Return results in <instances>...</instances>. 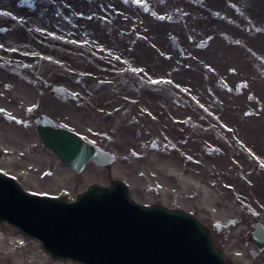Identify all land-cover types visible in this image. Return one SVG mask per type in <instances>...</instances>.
Wrapping results in <instances>:
<instances>
[{
	"label": "rangeland",
	"instance_id": "1",
	"mask_svg": "<svg viewBox=\"0 0 264 264\" xmlns=\"http://www.w3.org/2000/svg\"><path fill=\"white\" fill-rule=\"evenodd\" d=\"M11 39L29 50L0 47V85L20 94L30 80L23 112L35 179L5 167L9 156L0 157V172L29 192L69 200L92 184H112L110 165L92 161L78 172L43 143L36 118L46 114L115 155L134 200L190 212L226 259L264 264L251 239L254 223L264 224V0H0V41ZM8 117L0 115L5 126ZM155 157L192 173L215 209H202L193 187L184 208L179 183L168 179L165 204L150 174ZM92 166L104 179L87 180ZM149 178L152 195L139 188ZM224 209L228 216L215 215ZM0 226L24 238L14 249L25 256L84 264L53 258L38 239Z\"/></svg>",
	"mask_w": 264,
	"mask_h": 264
},
{
	"label": "water",
	"instance_id": "2",
	"mask_svg": "<svg viewBox=\"0 0 264 264\" xmlns=\"http://www.w3.org/2000/svg\"><path fill=\"white\" fill-rule=\"evenodd\" d=\"M36 125L44 144L75 171H82L91 160L101 165L114 160L78 132L54 126L46 114L36 118ZM3 221L39 239L54 258L85 264H236L224 258L195 215L139 203L118 179L110 186L93 184L70 201L30 193L0 172ZM251 239L264 250L262 222L254 224ZM166 248L169 252H164Z\"/></svg>",
	"mask_w": 264,
	"mask_h": 264
},
{
	"label": "bare ground",
	"instance_id": "3",
	"mask_svg": "<svg viewBox=\"0 0 264 264\" xmlns=\"http://www.w3.org/2000/svg\"><path fill=\"white\" fill-rule=\"evenodd\" d=\"M0 46L2 47L6 46L8 49L12 48L16 50H17V47H21V49L24 50L23 51L24 53L29 50L28 47L25 48L24 46L20 45L15 39H11L9 42L0 41ZM10 78L12 79V77ZM29 81L30 80L26 78L25 82L20 86L21 87L19 91L20 94H17L13 91H9L7 88H3L0 85V109H2V111H0V115L6 116V117L9 116L8 118H10L11 120L7 124L8 126H5V124H2L0 120V157L9 156V159L7 160L8 162L5 163V167L8 165L12 166L11 168L14 174L20 172L21 169H24L25 172L23 171V173H26L28 177H30V179H35L33 177V174H31L30 171H28L26 167V162H27L26 159H27L29 152L31 151V141H32L30 138V131L27 130L24 126V125H27L26 122L28 121V119L26 118L27 116L26 113L23 112L24 109L26 110L29 109V104H30V99H31ZM114 158H115V155H114ZM92 161L95 162L94 160ZM92 161H89L86 164L85 169L87 165ZM116 161L117 159L116 160L114 159L113 163L110 164L112 168H110V170L108 169L107 173L109 174V176L112 177V179L117 180L115 178H118V180H122L127 183L128 181L126 180L127 174L126 173L123 174L121 172L119 165L116 164ZM150 162L152 163V166H153V169L150 172V174L153 173V175L156 178L159 177V180L161 181L160 192L163 193V202L165 204L168 203V199L164 196L167 191L166 187L168 185L166 181L168 179L169 181H177L179 183L180 190L177 193V196L179 199H181L180 202L182 203L184 208L187 209L190 204L188 203V201L190 200L187 198V196L191 193L189 188L193 187L194 188V192L192 194L193 196H196L195 191H198V193H201L202 195V196H199L200 199H198V201L200 202V207H202V209L204 210L208 208L209 211H212L215 209L213 207L214 201H212L213 197H212L211 192L207 190L206 188L202 187L200 185V181L196 180L195 177L192 176V173L186 170L185 167H182L181 164L178 163L179 166L177 167L175 166L172 168L167 162H159V160L156 157L151 158ZM98 165H101V164H98ZM101 166H109V165H101ZM162 170H164V172L169 171L168 175H166L165 177L166 179H164L161 175ZM104 171L105 170H97L94 166H92L91 169L88 168L85 171L86 178L88 181L90 180L98 181V180L104 179L103 177L106 175ZM153 185H154V182L150 178L147 179L144 183L139 182V188H141V191L149 195H152V191L149 188H151V186ZM129 190L131 191L130 187H129ZM153 199L154 198L152 196L148 197L149 201H152ZM194 200H196V198ZM191 206L193 205L191 204ZM229 212L230 210L224 209L220 213H215V215L222 216L225 213V215L228 216ZM240 231L241 230H238V232ZM10 234H8L7 236V233L5 232L3 227L0 226V264H46V263L49 264L48 261L42 255L36 254V255H31V256H25L21 254L20 252L16 251L14 249V241L24 244L25 240L23 238L17 241L13 239V234L11 235ZM119 234L121 238L122 234L121 233ZM98 240H99V237H98ZM164 252H169V250H167L166 248ZM32 260L34 261V263H31ZM147 260H149V257Z\"/></svg>",
	"mask_w": 264,
	"mask_h": 264
},
{
	"label": "snow or ice",
	"instance_id": "4",
	"mask_svg": "<svg viewBox=\"0 0 264 264\" xmlns=\"http://www.w3.org/2000/svg\"><path fill=\"white\" fill-rule=\"evenodd\" d=\"M140 2V0H137V3H139ZM0 47H2V46H0ZM0 111H2V109H0Z\"/></svg>",
	"mask_w": 264,
	"mask_h": 264
}]
</instances>
